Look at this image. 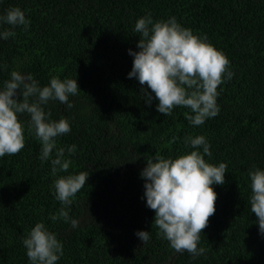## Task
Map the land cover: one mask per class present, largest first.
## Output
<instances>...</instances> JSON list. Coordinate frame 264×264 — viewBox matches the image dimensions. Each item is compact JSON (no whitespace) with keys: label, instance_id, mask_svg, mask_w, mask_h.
Listing matches in <instances>:
<instances>
[{"label":"trees","instance_id":"1","mask_svg":"<svg viewBox=\"0 0 264 264\" xmlns=\"http://www.w3.org/2000/svg\"><path fill=\"white\" fill-rule=\"evenodd\" d=\"M12 7L30 23L0 25L15 33L0 39V86L18 71L41 87L52 77L76 79L80 90L69 97L71 109L58 101L43 106L51 119L70 124L56 141L71 161L68 172L53 176L51 161L39 158L40 142L28 133L29 117L19 115L25 146L0 158V264H30L22 239L36 223L63 245L56 264H264L248 177L254 167L264 170V0H0V15ZM144 16L175 17L227 56L233 76L217 89L218 115L199 126L185 118L187 108L164 116L145 85L153 97L146 103L139 81L128 77V50L138 51L135 21ZM197 135L210 145L205 160L226 163L227 171L223 185H212L215 214L198 244L205 252L194 258L157 235L140 172L155 155L191 152L185 138ZM71 145L74 154L67 152ZM82 171L88 179L68 208L79 221L73 228L51 219L61 208L53 184ZM141 230L149 231L145 244L136 235Z\"/></svg>","mask_w":264,"mask_h":264},{"label":"clouds","instance_id":"2","mask_svg":"<svg viewBox=\"0 0 264 264\" xmlns=\"http://www.w3.org/2000/svg\"><path fill=\"white\" fill-rule=\"evenodd\" d=\"M29 23L18 7L0 15V25L26 29ZM134 32L139 34L138 51L128 50L133 57L128 77L139 81L146 103L150 104L153 97L145 91V85L154 93L158 101L156 109L164 116L172 115L174 108H187L191 114L185 113V118L191 125L199 126L218 115L217 89L225 77L231 80L233 76L225 54L208 43L206 36L195 35L182 27L175 17L155 22L151 16L140 17L135 21ZM14 35L12 30L0 31V39ZM78 90L76 79L52 77L41 87L31 74L11 71L10 79L0 86V158L16 155L24 148L25 125L19 115L26 114L28 133L41 144L40 160L51 161L53 176L68 172L71 161L64 158V148L57 149L56 141L71 131L70 124L65 118L51 119V113L43 106L58 101L71 109L74 105L69 97L77 95ZM184 142L194 150L175 158L155 155L147 159L140 176L145 181L146 206L155 214L152 225L157 235L175 252H187L195 258L205 252L198 244L215 214L217 194L212 185L225 183L227 164L214 165L205 160L212 152L203 135L186 137ZM67 152L74 154L76 146H69ZM88 176L89 173L82 171L54 180V196L61 208L52 220L62 219L73 228L78 226L79 221L69 216L68 208ZM248 177L250 209L257 217L259 232L264 234V170L254 167ZM136 235L144 244L150 239L149 231L141 230ZM22 243L30 264H56L63 255L62 243L43 223H36Z\"/></svg>","mask_w":264,"mask_h":264}]
</instances>
